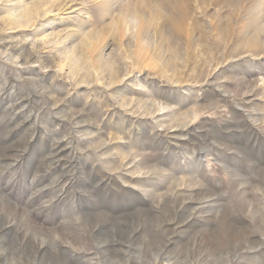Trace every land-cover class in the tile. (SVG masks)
Here are the masks:
<instances>
[{"label": "rangeland", "instance_id": "obj_1", "mask_svg": "<svg viewBox=\"0 0 264 264\" xmlns=\"http://www.w3.org/2000/svg\"><path fill=\"white\" fill-rule=\"evenodd\" d=\"M0 264H264V0H0Z\"/></svg>", "mask_w": 264, "mask_h": 264}]
</instances>
